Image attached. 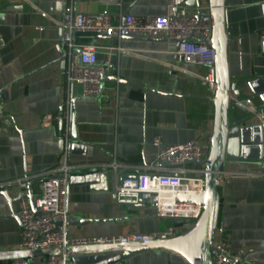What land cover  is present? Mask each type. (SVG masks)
I'll return each mask as SVG.
<instances>
[{
  "label": "crops",
  "instance_id": "0c3cea01",
  "mask_svg": "<svg viewBox=\"0 0 264 264\" xmlns=\"http://www.w3.org/2000/svg\"><path fill=\"white\" fill-rule=\"evenodd\" d=\"M119 6L137 17L167 16L173 13L172 0H121L99 3L96 0H0V182L37 175L56 168L63 153L60 148V115L68 88L62 72L59 23L67 9L91 15ZM203 6H208L203 2ZM184 8L190 15L196 9ZM227 61L230 77V124L250 118L241 127L259 126L247 144L233 145L224 165L220 183V207L215 244L226 243L232 251L251 254L246 261L264 264V54L260 38L264 33V0H226ZM11 9V11H6ZM40 29H43L42 31ZM84 39L82 41H88ZM97 65H105L109 76L138 84L152 92L107 83L101 101L81 99L82 86L74 85L75 117L79 142L85 155H73L71 163L109 164L114 160L130 167L156 162L167 148L198 142L203 158L211 148L215 108L206 70L179 64L177 45L165 39L130 34L118 42L96 37ZM120 46L128 52L114 50ZM69 123L64 122V131ZM159 140L160 145L155 146ZM193 168V165H187ZM107 173L108 191L94 192L90 187H70L67 208L71 215L85 219L122 218L114 203L118 177ZM38 185L33 189L38 191ZM17 198L19 186L8 190ZM0 191V192H6ZM24 193V191H23ZM20 202L13 205L18 217ZM11 208L0 196V253L20 251L23 231ZM140 221L130 224H100L70 227L72 239L118 237L131 234L151 235L177 224L161 219L155 207L144 204L133 212ZM12 261L3 263L10 264ZM33 264H43L40 258ZM117 264H188L169 251L135 254Z\"/></svg>",
  "mask_w": 264,
  "mask_h": 264
},
{
  "label": "built area",
  "instance_id": "2783aa9c",
  "mask_svg": "<svg viewBox=\"0 0 264 264\" xmlns=\"http://www.w3.org/2000/svg\"><path fill=\"white\" fill-rule=\"evenodd\" d=\"M99 3H118L121 0H96ZM190 15L184 8L167 16L137 17L123 11L119 6L115 13L83 15L67 9L63 14L59 27L62 32L61 46L68 54V65L64 72L68 88L67 100L64 102L63 115L52 116L51 121L60 120L69 123L70 107L74 99V85L82 86L81 99H96L100 93L101 77L105 69H95V57L98 46L90 39L105 37L121 42L130 34H141L151 39H165L177 45L176 57L179 64L191 65L207 71L206 81L210 89H215L214 70L216 52L212 47V21L208 6L200 9L199 18ZM41 31L43 29H40ZM89 39L88 41H82ZM261 51L264 54V33L261 38ZM75 49L81 50V63L78 65ZM114 50L119 53L128 52L120 46ZM264 120V118H263ZM69 130L64 131L65 138ZM160 141H155L159 146ZM60 164L53 170L20 179L0 182V191H6L19 186L23 192L27 183L42 179L38 191L34 190L35 205L40 215L35 216L28 201L22 200L19 205L18 218L23 228V241L20 251H36L59 249L67 247H85L94 245L150 243L167 241L177 238L193 227L202 217L203 209L197 205H183L176 202L177 195L199 196L205 189L204 168L195 164L193 168L186 162L199 163L204 161L202 149L198 142L167 147L151 165L130 167L115 160L109 164L81 163L73 164L69 160L68 148H65ZM113 171L121 176L124 170L132 173L118 177L114 195L118 205L150 204L155 207L157 216L161 219L176 221L175 226L163 232L142 235L131 234L118 237L72 239L69 236L70 227L67 223L68 180L76 171L84 173L95 171L102 173ZM120 178H123L122 182ZM167 195L162 200L161 194ZM216 245V244H215ZM241 252H234L226 243L216 245L212 254V264H243ZM63 256L50 257L46 264H65ZM10 264H31L28 260L18 259Z\"/></svg>",
  "mask_w": 264,
  "mask_h": 264
},
{
  "label": "water",
  "instance_id": "95a60500",
  "mask_svg": "<svg viewBox=\"0 0 264 264\" xmlns=\"http://www.w3.org/2000/svg\"><path fill=\"white\" fill-rule=\"evenodd\" d=\"M174 9L173 13H176L179 8L185 7L187 9H196V18H199L200 9L203 2H207L210 16L212 21V47L216 52V64L214 70V84L213 90L214 98L210 99L214 105V125L212 132L211 148L204 161L199 163L186 162L185 165L195 164L204 168L205 171V189L199 196H186L177 195L176 202L183 205H197L203 209L202 217L199 221L191 227V229L185 234L167 241H155L150 243H129V244H111V245H94L85 247H67L64 250L50 249V250H36V251H13L0 253V264L10 261L25 259L33 264V259L40 258L43 264L48 263L50 257L63 256L65 264H117L124 260H127L135 254L157 252V251H169L182 257L188 264H212V254L216 248L215 236L217 232V221L220 207V183L222 174L225 172L224 165L226 160L230 159L229 151L233 145H246L247 137L252 132L262 131V127L259 126H247L241 127V125L248 123L250 118L244 119L239 123L230 124L229 122V108H230V77L227 61V45L228 34L226 33V0H172ZM6 11H11L7 9ZM0 44L2 41L0 39ZM60 59L58 63L61 64L62 72L66 71L68 65V54L64 51V48L60 47ZM73 56H77L78 65L80 67H87L81 63V50L75 49L72 52ZM91 68L105 69V65H93ZM115 83L121 86H130L142 90L143 92H152L145 87L138 84L131 83L117 76H109L105 72L101 77L100 93L95 100L101 101L104 92L106 90V84ZM7 88L0 90V95ZM78 98H74L70 107V120H69V135L65 138L64 134V121H59V134L61 138L60 148L64 152L65 148H68L69 160L73 155H85L86 146L79 142L77 135V123L75 117V104ZM262 105H264V96L261 97ZM264 108V106H263ZM264 112V109L260 111V115ZM63 115V109H60V116ZM258 146L263 147L264 135L259 134L256 141ZM28 176V175H27ZM26 176V177H27ZM108 179L107 173H97L90 171L87 173L76 171L68 180V187L75 186H89L91 191L102 192L108 191ZM123 178H120L119 182H122ZM43 182L42 179H37L27 183V187L23 192H20L17 198L10 197L9 192H0V196L4 197L9 203L13 219L19 221L21 230L24 226L16 216L13 205L22 200L28 201L35 216H39L40 213L36 209L34 187ZM68 188V192H69ZM114 203H117L116 196L114 195ZM144 204L139 205H118L119 211L124 213L121 218L113 219H85L80 215H71L67 208V223L68 227H86L100 224H130L140 221L136 219L133 212L142 209ZM250 252L243 253L242 263L251 264L245 259Z\"/></svg>",
  "mask_w": 264,
  "mask_h": 264
},
{
  "label": "bare ground",
  "instance_id": "6f19581e",
  "mask_svg": "<svg viewBox=\"0 0 264 264\" xmlns=\"http://www.w3.org/2000/svg\"><path fill=\"white\" fill-rule=\"evenodd\" d=\"M167 195H164V193L163 194H161V197H162V200L164 201V198L166 197Z\"/></svg>",
  "mask_w": 264,
  "mask_h": 264
}]
</instances>
